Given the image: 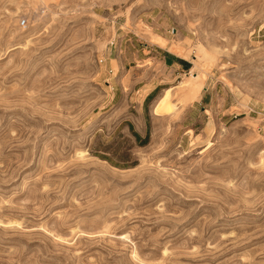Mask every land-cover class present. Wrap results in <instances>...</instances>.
I'll return each instance as SVG.
<instances>
[{
  "label": "rangeland",
  "instance_id": "1",
  "mask_svg": "<svg viewBox=\"0 0 264 264\" xmlns=\"http://www.w3.org/2000/svg\"><path fill=\"white\" fill-rule=\"evenodd\" d=\"M0 264H264V0H0Z\"/></svg>",
  "mask_w": 264,
  "mask_h": 264
},
{
  "label": "crops",
  "instance_id": "2",
  "mask_svg": "<svg viewBox=\"0 0 264 264\" xmlns=\"http://www.w3.org/2000/svg\"><path fill=\"white\" fill-rule=\"evenodd\" d=\"M169 50V49H168ZM166 52L168 51H165L164 52V59H165V62L168 64V65H176L178 68L181 67L182 69H187L189 67V62L186 61L185 59L181 58V57H178L177 55L171 53V52H168L170 54H165Z\"/></svg>",
  "mask_w": 264,
  "mask_h": 264
},
{
  "label": "bare ground",
  "instance_id": "3",
  "mask_svg": "<svg viewBox=\"0 0 264 264\" xmlns=\"http://www.w3.org/2000/svg\"><path fill=\"white\" fill-rule=\"evenodd\" d=\"M157 41H158V43H159L160 45L163 44V40H162L161 38H158ZM173 50H174V49H173ZM170 89H171V88L166 89L165 92H166V91L169 92ZM167 92H166V93H167ZM163 97H165V96H163ZM163 97H162V98H163ZM96 123H97V122L95 121V123H93V125H96ZM94 127H95V126H94Z\"/></svg>",
  "mask_w": 264,
  "mask_h": 264
},
{
  "label": "trees",
  "instance_id": "4",
  "mask_svg": "<svg viewBox=\"0 0 264 264\" xmlns=\"http://www.w3.org/2000/svg\"><path fill=\"white\" fill-rule=\"evenodd\" d=\"M165 54L167 55V54H170V53L166 52Z\"/></svg>",
  "mask_w": 264,
  "mask_h": 264
}]
</instances>
